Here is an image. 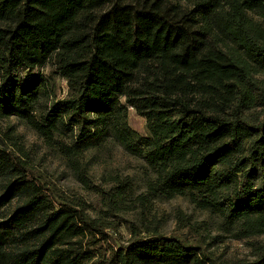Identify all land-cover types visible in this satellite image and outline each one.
Masks as SVG:
<instances>
[{
  "label": "trees",
  "instance_id": "16d2710c",
  "mask_svg": "<svg viewBox=\"0 0 264 264\" xmlns=\"http://www.w3.org/2000/svg\"><path fill=\"white\" fill-rule=\"evenodd\" d=\"M260 76L264 0H0V119L27 123L113 208L131 198L128 179L94 187L85 159L106 143L147 164L141 207L184 197L227 232L264 236V119L242 116L264 108ZM129 108L147 135L130 128ZM45 190L0 148V264H217L157 234L94 254L83 243L100 226ZM261 252L237 264H264Z\"/></svg>",
  "mask_w": 264,
  "mask_h": 264
},
{
  "label": "rangeland",
  "instance_id": "374dc122",
  "mask_svg": "<svg viewBox=\"0 0 264 264\" xmlns=\"http://www.w3.org/2000/svg\"><path fill=\"white\" fill-rule=\"evenodd\" d=\"M50 70L51 67L47 65L36 69V73L49 75ZM51 78L57 99L67 97L66 82L53 74ZM256 79L260 86L264 76ZM242 116L257 125L264 119V108L247 111ZM127 120L134 132L140 136L147 135V122L134 109H128ZM0 148L9 149L28 162L31 174L43 185L49 197L80 205L77 209H81L100 226L102 235H86L83 243L84 249L88 248L94 254L109 256L113 250L131 244L134 234L142 238L152 234L181 238L197 245L200 253L208 255L217 264L251 262L264 251V236L243 238L236 232H227L219 217L198 209L187 198L151 200L141 207L136 197L146 192V184L150 180L147 164L115 144L106 143L90 150L85 156L89 166V181L94 187L102 186L104 191H111L116 186L111 183V179H128L131 198L114 208L109 205L105 195L77 181L60 154L50 149L43 138L24 121L14 117L0 119ZM12 207L14 203L1 208V211H10Z\"/></svg>",
  "mask_w": 264,
  "mask_h": 264
}]
</instances>
